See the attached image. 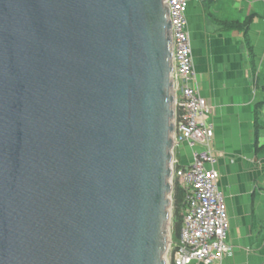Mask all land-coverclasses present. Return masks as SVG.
Here are the masks:
<instances>
[{"label":"water","instance_id":"water-1","mask_svg":"<svg viewBox=\"0 0 264 264\" xmlns=\"http://www.w3.org/2000/svg\"><path fill=\"white\" fill-rule=\"evenodd\" d=\"M166 0H0V264H165Z\"/></svg>","mask_w":264,"mask_h":264},{"label":"crops","instance_id":"crops-1","mask_svg":"<svg viewBox=\"0 0 264 264\" xmlns=\"http://www.w3.org/2000/svg\"><path fill=\"white\" fill-rule=\"evenodd\" d=\"M187 22L229 218L231 250L218 264H264V0H191ZM194 150L181 144L176 161Z\"/></svg>","mask_w":264,"mask_h":264},{"label":"built area","instance_id":"built-area-1","mask_svg":"<svg viewBox=\"0 0 264 264\" xmlns=\"http://www.w3.org/2000/svg\"><path fill=\"white\" fill-rule=\"evenodd\" d=\"M190 1L166 0L172 37L173 149L181 144L196 149L187 165H180L176 159L170 163V183L184 191L186 202L178 243H172L170 256L172 264H218L231 250L226 241L229 218L217 185L213 127L207 121L212 108L195 87L187 22Z\"/></svg>","mask_w":264,"mask_h":264},{"label":"trees","instance_id":"trees-1","mask_svg":"<svg viewBox=\"0 0 264 264\" xmlns=\"http://www.w3.org/2000/svg\"><path fill=\"white\" fill-rule=\"evenodd\" d=\"M262 91V101L261 105L264 106V84L261 88ZM172 199L174 203V234L175 238L179 235V231L182 224V218L183 214L186 208V202H185V193L184 191L175 183L173 184V190H172Z\"/></svg>","mask_w":264,"mask_h":264},{"label":"rangeland","instance_id":"rangeland-1","mask_svg":"<svg viewBox=\"0 0 264 264\" xmlns=\"http://www.w3.org/2000/svg\"><path fill=\"white\" fill-rule=\"evenodd\" d=\"M180 148H181V145H179L177 148L175 149H172V159H176L177 155H178V152L180 151ZM174 184V183H173ZM171 183V187L173 185ZM172 190H173V187H172ZM170 199H171V205H170V208H169V222H168V229H169V244H168V247H167V251H166V254H165V264H172L171 262V256H170V247L172 248V243L174 242V239H175V234H174V212H175V208H174V203H173V199H172V191H171V195H170Z\"/></svg>","mask_w":264,"mask_h":264}]
</instances>
